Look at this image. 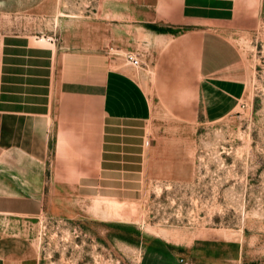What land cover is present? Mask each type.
Listing matches in <instances>:
<instances>
[{"label": "rangeland", "instance_id": "374dc122", "mask_svg": "<svg viewBox=\"0 0 264 264\" xmlns=\"http://www.w3.org/2000/svg\"><path fill=\"white\" fill-rule=\"evenodd\" d=\"M0 1V55L6 34L56 54L108 53L153 108L137 164L125 158L103 173L89 122L52 120L43 212L0 216V264H140L154 239L188 264H264V0L227 27L247 89L211 123L196 91L197 41L183 45L188 28L159 9L131 0ZM63 130L78 140L68 156L57 147Z\"/></svg>", "mask_w": 264, "mask_h": 264}, {"label": "crops", "instance_id": "0c3cea01", "mask_svg": "<svg viewBox=\"0 0 264 264\" xmlns=\"http://www.w3.org/2000/svg\"><path fill=\"white\" fill-rule=\"evenodd\" d=\"M139 7L159 9L169 22L188 28L196 39V91L205 121L230 115L247 86L241 78L243 57L227 35L238 16L255 13L256 0H131ZM3 3L0 1V4ZM108 53L82 50L56 54L32 46L20 35L6 34L0 55V216L36 217L44 208L52 120L69 126L89 122L98 145L99 171L121 160L137 164L143 151L145 124L152 118L150 98L140 82L115 68ZM58 98V104L57 102ZM60 132L57 147L68 156L73 141ZM63 145V148H61ZM85 151H89L85 146ZM105 163H111L105 169ZM112 171V170H110ZM140 264H182L176 250L152 240Z\"/></svg>", "mask_w": 264, "mask_h": 264}, {"label": "bare ground", "instance_id": "6f19581e", "mask_svg": "<svg viewBox=\"0 0 264 264\" xmlns=\"http://www.w3.org/2000/svg\"><path fill=\"white\" fill-rule=\"evenodd\" d=\"M39 41H40V42H43V41L47 42V41H49V40H48V39L46 40V39H44V38H40ZM61 148H63V145H61ZM113 200H114V203H115V205H116L117 207H118V206L121 207V206L124 204V202H123L121 199L117 198V197H113Z\"/></svg>", "mask_w": 264, "mask_h": 264}, {"label": "built area", "instance_id": "2783aa9c", "mask_svg": "<svg viewBox=\"0 0 264 264\" xmlns=\"http://www.w3.org/2000/svg\"><path fill=\"white\" fill-rule=\"evenodd\" d=\"M128 60H129V62H131V63H136V59L134 58L133 55H129V56H128ZM180 262H181L182 264H188V262H187V260H185V258H180Z\"/></svg>", "mask_w": 264, "mask_h": 264}]
</instances>
